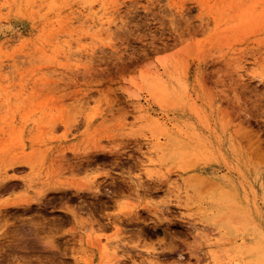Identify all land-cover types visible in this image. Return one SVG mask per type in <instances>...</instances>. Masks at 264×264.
Listing matches in <instances>:
<instances>
[{
    "label": "rangeland",
    "instance_id": "374dc122",
    "mask_svg": "<svg viewBox=\"0 0 264 264\" xmlns=\"http://www.w3.org/2000/svg\"><path fill=\"white\" fill-rule=\"evenodd\" d=\"M226 259L264 264V0H0V264Z\"/></svg>",
    "mask_w": 264,
    "mask_h": 264
},
{
    "label": "bare ground",
    "instance_id": "6f19581e",
    "mask_svg": "<svg viewBox=\"0 0 264 264\" xmlns=\"http://www.w3.org/2000/svg\"><path fill=\"white\" fill-rule=\"evenodd\" d=\"M110 22H111V21H109V20H106V21H105L106 24H109ZM101 24H103V22H102ZM157 143H158V142H157ZM149 145H150V144H149ZM152 150H153V149H152ZM156 163H157V162H156ZM156 163H154V162H152V161L150 160V165L153 164V165L155 166ZM159 163H160V162H159ZM157 164H158V163H157ZM159 167H161V166H159ZM180 175H181V173H180ZM177 176H178V175H177ZM185 177H186V175H185ZM185 177H184V178H185ZM191 177L193 178V176H191ZM175 179H176V178H175ZM175 179H174V180H175ZM186 179H187V177H186ZM188 179H189V177H188ZM188 179H187V180H188ZM205 179H206V178H205ZM177 180H178V179H177ZM202 180H204V179L202 178ZM208 180H209V178H208ZM178 181H180V180H178ZM191 181H192V180H191ZM175 182H176V181H175ZM181 182H182V181H181ZM186 182H187V181H186ZM189 182H190V181H189ZM204 182H205V180H204ZM184 183H185V181H184ZM205 183H206V182H205ZM211 183H212V182H211ZM172 184H173V183H172ZM185 184H186V183H185ZM174 185H175V184H174ZM176 185H177V184H176ZM184 192H185V191H184ZM185 195H186V194H185ZM187 197H188V195H187ZM185 199H186V198H185ZM187 199H189V198H187ZM190 200H191V199H190ZM186 202L188 203L189 201H186ZM186 202H185V203H186ZM187 203H186V204H187ZM184 205H185V204H184ZM191 205H192V202H191ZM191 205H185L184 208H185L186 210H189L190 208H192ZM194 206H196V205H194ZM198 206H199V205H198ZM196 210H197V209H196ZM189 211H193V209H191V210H189ZM202 212H203V211H202ZM197 213H198V212H197ZM195 214H196V213H195ZM200 216H201V215H200ZM200 216H199V218H200ZM192 218H194V217H192ZM194 219H195V218H194ZM201 220H202V219H201ZM201 220H200V221H201ZM192 224H193V223H192ZM196 225H197V224H196ZM200 227H201V226H200ZM202 227L205 228L206 226H205V225H204V226L202 225ZM202 227H201V228H202ZM196 228H197V227H196ZM208 229H209V228H208ZM211 229H212V227H211ZM203 231L205 232L204 229H203ZM206 232H208V231H206ZM209 232H210V229H209ZM215 233H216V232H215ZM210 234H211V233H210ZM216 234H217V233H216ZM222 235H223V234H222ZM225 236H226V235H225ZM213 237H215L214 234H213ZM213 237H212V238H213ZM209 238H210V236H209ZM212 238H211V239H212ZM222 238H223V236L221 237V240H222ZM225 238H226V237H225ZM206 239H207V238H206ZM219 239H220V237H219ZM209 240H210V239H209ZM215 240H218V239H215ZM226 240H227V238H226ZM210 241L212 242V240H210ZM218 241H219V240H218ZM211 242H210V243H211ZM216 242H217V241H216ZM222 242H223V241H222ZM97 243L100 244V240H98ZM108 243L110 244V242H108V241H106V242L104 243V245H103V249H106V248H107ZM224 243H225V242H224ZM98 244H97V245H98ZM213 244H215V243H213ZM219 244H220V243H219ZM208 245H210V244L208 243ZM220 245H223V244H220ZM213 246H214V245H213ZM218 246H219V245H218ZM215 248H216V249H214V250L217 251V250H218V249H217V246H216ZM219 248H220V247H219ZM216 251H215L214 254H216ZM218 251H220V250H218ZM221 251H222V250H221ZM221 251H220V252H221ZM223 251H224V250H223ZM209 252H210V251H209ZM211 253H212V252H211ZM223 254H224V256H225L226 252L224 251ZM212 255H213V254H212ZM212 255H211V256H212ZM220 255H221V254H220ZM220 255H219V256H220ZM226 256H227V255H226ZM226 256H225V257H226ZM216 257H217V255H216ZM216 257H215V258H216ZM221 257H222V255L220 256V259H221ZM218 258H219V257H218ZM218 258H217V259H218ZM230 258H231V260L233 259L232 257H230ZM220 259H218V260H220ZM228 259H229V258H228ZM228 259H226V261H227ZM211 260H214V259H211ZM233 260H234V259H233ZM220 261H221V260H220ZM220 261H219V262H220ZM229 261H230V260H229ZM219 262H218V263H219ZM221 262H222V261H221ZM227 262H228V261H227ZM214 263H215V262H214ZM218 263H217V264H218ZM228 263L231 264L230 262H228ZM232 263L234 264V262H232ZM223 264H224V263H223Z\"/></svg>",
    "mask_w": 264,
    "mask_h": 264
}]
</instances>
